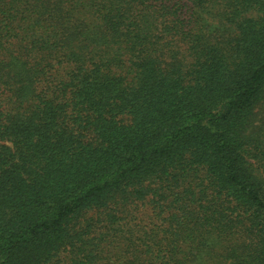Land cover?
<instances>
[{
	"label": "trees",
	"instance_id": "trees-1",
	"mask_svg": "<svg viewBox=\"0 0 264 264\" xmlns=\"http://www.w3.org/2000/svg\"><path fill=\"white\" fill-rule=\"evenodd\" d=\"M0 264H264V0H0Z\"/></svg>",
	"mask_w": 264,
	"mask_h": 264
}]
</instances>
